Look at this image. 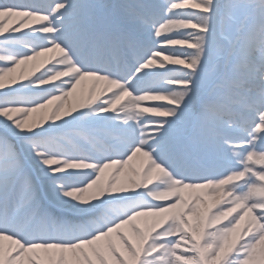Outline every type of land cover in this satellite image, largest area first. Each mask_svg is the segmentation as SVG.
Segmentation results:
<instances>
[{
    "label": "snow or ice",
    "instance_id": "1",
    "mask_svg": "<svg viewBox=\"0 0 264 264\" xmlns=\"http://www.w3.org/2000/svg\"><path fill=\"white\" fill-rule=\"evenodd\" d=\"M0 264H264V0H0Z\"/></svg>",
    "mask_w": 264,
    "mask_h": 264
},
{
    "label": "rangeland",
    "instance_id": "2",
    "mask_svg": "<svg viewBox=\"0 0 264 264\" xmlns=\"http://www.w3.org/2000/svg\"><path fill=\"white\" fill-rule=\"evenodd\" d=\"M15 26V23H13L12 25H10L9 27H14ZM33 27H38V25H33ZM173 47H181V46H173ZM45 58H41V61H38V62H33L34 64L35 63H42L43 62V60H44ZM47 66H49V65H47V64H45L44 65V67H41L40 68V71H43V70H45V68L47 67ZM31 69H32V65H28V66H22V71H31ZM36 74H39V72H37ZM91 87V84L90 83H86V84H84V85H82L81 86V90H83V91H86L88 88H90Z\"/></svg>",
    "mask_w": 264,
    "mask_h": 264
},
{
    "label": "bare ground",
    "instance_id": "3",
    "mask_svg": "<svg viewBox=\"0 0 264 264\" xmlns=\"http://www.w3.org/2000/svg\"><path fill=\"white\" fill-rule=\"evenodd\" d=\"M48 56H52V55H54V54H52V53H49V54H47Z\"/></svg>",
    "mask_w": 264,
    "mask_h": 264
}]
</instances>
